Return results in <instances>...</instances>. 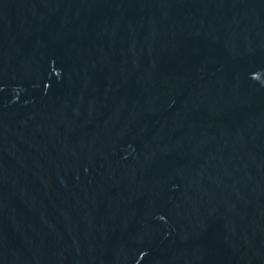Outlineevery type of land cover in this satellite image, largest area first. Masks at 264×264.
<instances>
[{
	"label": "water",
	"instance_id": "water-1",
	"mask_svg": "<svg viewBox=\"0 0 264 264\" xmlns=\"http://www.w3.org/2000/svg\"><path fill=\"white\" fill-rule=\"evenodd\" d=\"M0 264H264V0H0Z\"/></svg>",
	"mask_w": 264,
	"mask_h": 264
}]
</instances>
